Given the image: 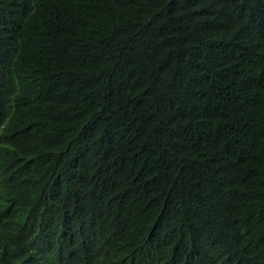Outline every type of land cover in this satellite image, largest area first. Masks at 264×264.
Returning a JSON list of instances; mask_svg holds the SVG:
<instances>
[{"label": "trees", "instance_id": "obj_1", "mask_svg": "<svg viewBox=\"0 0 264 264\" xmlns=\"http://www.w3.org/2000/svg\"><path fill=\"white\" fill-rule=\"evenodd\" d=\"M0 264H264V0H0Z\"/></svg>", "mask_w": 264, "mask_h": 264}]
</instances>
